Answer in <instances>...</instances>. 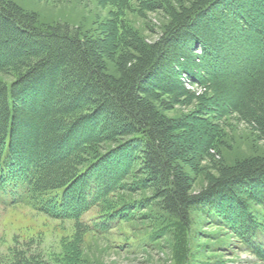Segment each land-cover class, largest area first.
Masks as SVG:
<instances>
[{
    "label": "trees",
    "instance_id": "16d2710c",
    "mask_svg": "<svg viewBox=\"0 0 264 264\" xmlns=\"http://www.w3.org/2000/svg\"><path fill=\"white\" fill-rule=\"evenodd\" d=\"M99 3L115 12L92 35L0 0V201L70 220L80 239L152 207L189 229L200 211L264 264V155L214 159L231 118L264 142V0ZM127 14L160 15L158 39ZM178 107L192 111L167 115ZM0 262L50 264L33 241Z\"/></svg>",
    "mask_w": 264,
    "mask_h": 264
},
{
    "label": "rangeland",
    "instance_id": "374dc122",
    "mask_svg": "<svg viewBox=\"0 0 264 264\" xmlns=\"http://www.w3.org/2000/svg\"><path fill=\"white\" fill-rule=\"evenodd\" d=\"M14 1L25 11L37 13L42 24H68L92 35H98L115 12L99 0ZM160 17L147 14L144 20L135 14L126 15L129 25L147 41L158 39L163 23ZM185 84L189 87L187 79ZM191 111L178 107L167 115L178 117ZM221 133L215 160L233 165L247 157L264 155V142L243 122L231 118L221 125ZM199 168L192 175L195 193L205 186L203 173L211 168L209 160ZM95 213L85 219L92 220ZM227 231L212 224L200 211L192 213L191 226L185 229L152 207L105 236L86 233L80 239L70 220L51 218L28 204L0 201V260L16 244L33 241L50 264H263ZM73 242L75 249L71 247Z\"/></svg>",
    "mask_w": 264,
    "mask_h": 264
}]
</instances>
